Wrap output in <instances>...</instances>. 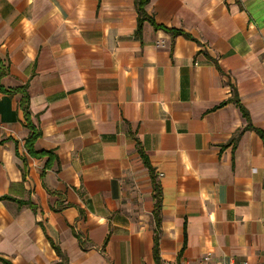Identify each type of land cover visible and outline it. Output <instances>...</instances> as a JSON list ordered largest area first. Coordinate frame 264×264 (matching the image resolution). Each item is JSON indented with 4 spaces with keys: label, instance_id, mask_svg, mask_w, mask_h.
<instances>
[{
    "label": "crops",
    "instance_id": "crops-1",
    "mask_svg": "<svg viewBox=\"0 0 264 264\" xmlns=\"http://www.w3.org/2000/svg\"><path fill=\"white\" fill-rule=\"evenodd\" d=\"M145 11L189 38L136 36L134 0H0V85H26L34 151L56 157L26 152L21 95L0 91V259L155 264L156 233L160 264H264V0Z\"/></svg>",
    "mask_w": 264,
    "mask_h": 264
},
{
    "label": "trees",
    "instance_id": "trees-1",
    "mask_svg": "<svg viewBox=\"0 0 264 264\" xmlns=\"http://www.w3.org/2000/svg\"><path fill=\"white\" fill-rule=\"evenodd\" d=\"M148 0H134V4H135V10H136V30H135V35L136 36H140V32H141V28H142V24L147 21L149 22L155 29H161L164 30L168 33H170L172 36H176V35H182L186 38H189V36L185 33H183L182 31L179 30H172V29H167L164 28L160 25H157L154 20L147 15L146 11H145V6L147 5ZM7 64L2 65L1 61H0V79L6 74L7 72ZM0 91L5 92V93H9V94H20L21 98L18 104V110L21 111L22 113V117H23V121L22 124L24 127H26L29 131L27 138L24 141V149L26 150V152L31 156V157H35V158H39L42 156H47V162L45 164V168L49 165V162H53L56 161V157L51 153V152H47V151H40V152H35L34 151V143L35 141L40 137V131L39 129L32 123L31 121V114L29 112L28 109V104H29V97H28V93H27V87L26 85L20 86V87H16L13 89H4L1 85H0ZM235 103L238 107V109L240 110V113L242 115V117L245 119V121L247 122L245 129H250L252 128V125L249 123V118H248V114L246 112V110L239 104L238 100L235 99ZM255 132L259 135L263 145H264V133L262 130L254 128ZM3 143L2 141L0 142V144ZM16 146V143H15ZM16 155H18L17 150H16ZM138 153L140 155V158L142 160V163L144 164V166L147 168L148 173H149V178H150V182L152 185V197L154 199V207H153V211H152V215H153V219H154V225L157 229L159 227V223H160V216H159V210H160V189H159V185L155 180V175L153 172V169L151 168V166L149 165L145 155L143 154V152L141 150L138 149ZM22 162L24 163V160L22 159ZM7 197H0V200L6 199ZM31 206V204H29ZM32 207V206H31ZM33 208V207H32ZM77 236V235H76ZM78 237V236H77ZM53 249L56 253V255L59 257V261L54 263V264H66V257L59 251V249L55 246H53ZM181 248L180 252L178 253L177 259L180 258L181 256V252L182 249ZM152 252H153V258H154V262L155 264H160V259L158 256V239H157V234L155 233L154 235V240H153V248H152ZM1 262L3 264H10V262L6 261V260H2L0 259Z\"/></svg>",
    "mask_w": 264,
    "mask_h": 264
},
{
    "label": "built area",
    "instance_id": "built-area-1",
    "mask_svg": "<svg viewBox=\"0 0 264 264\" xmlns=\"http://www.w3.org/2000/svg\"><path fill=\"white\" fill-rule=\"evenodd\" d=\"M193 264H247V263L246 262L235 263V261L232 260H229L228 262L219 261L214 259L211 253H206Z\"/></svg>",
    "mask_w": 264,
    "mask_h": 264
}]
</instances>
